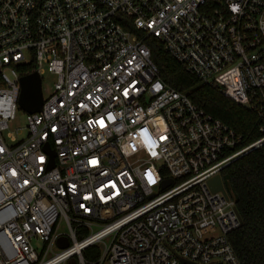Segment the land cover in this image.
<instances>
[{"label": "built area", "instance_id": "obj_1", "mask_svg": "<svg viewBox=\"0 0 264 264\" xmlns=\"http://www.w3.org/2000/svg\"><path fill=\"white\" fill-rule=\"evenodd\" d=\"M149 37L260 137L165 85ZM32 73L52 93L8 145ZM263 145L264 0H0V264H241L221 173Z\"/></svg>", "mask_w": 264, "mask_h": 264}, {"label": "trees", "instance_id": "obj_2", "mask_svg": "<svg viewBox=\"0 0 264 264\" xmlns=\"http://www.w3.org/2000/svg\"><path fill=\"white\" fill-rule=\"evenodd\" d=\"M146 44L165 85L186 93L195 105L240 134L245 144L260 137L253 112L185 72L155 39L147 38ZM221 176L241 219V225L229 235L233 250L241 264H264V145L231 163ZM98 253L97 248L88 249L84 258L94 260Z\"/></svg>", "mask_w": 264, "mask_h": 264}, {"label": "water", "instance_id": "obj_3", "mask_svg": "<svg viewBox=\"0 0 264 264\" xmlns=\"http://www.w3.org/2000/svg\"><path fill=\"white\" fill-rule=\"evenodd\" d=\"M20 94L18 98V107L28 114H34L41 111L43 104V96L41 90V79L37 73H32L27 76H23L19 80ZM242 108L247 109V105H242ZM46 152L53 159V153L46 147ZM54 166L53 160H51L50 168ZM171 180H166L162 184V188H166L171 184ZM208 186L213 193L221 192L225 198L227 195L225 193L222 180L220 176H215L208 182ZM240 219V218H239ZM241 222V219H240ZM62 242V241H60ZM58 242V243H60ZM63 248L67 247L62 246ZM181 264H192L184 260H180ZM221 264V263H218Z\"/></svg>", "mask_w": 264, "mask_h": 264}, {"label": "rangeland", "instance_id": "obj_4", "mask_svg": "<svg viewBox=\"0 0 264 264\" xmlns=\"http://www.w3.org/2000/svg\"><path fill=\"white\" fill-rule=\"evenodd\" d=\"M55 80V76L48 73H45L41 77V90L44 99H46L52 93L51 91L53 89ZM27 114L28 113L25 111L18 109L14 120L9 123V128L4 133V137L8 145H12V142L8 137L9 135L17 138H23L26 135Z\"/></svg>", "mask_w": 264, "mask_h": 264}, {"label": "snow or ice", "instance_id": "obj_5", "mask_svg": "<svg viewBox=\"0 0 264 264\" xmlns=\"http://www.w3.org/2000/svg\"><path fill=\"white\" fill-rule=\"evenodd\" d=\"M101 124H102V122H101Z\"/></svg>", "mask_w": 264, "mask_h": 264}]
</instances>
